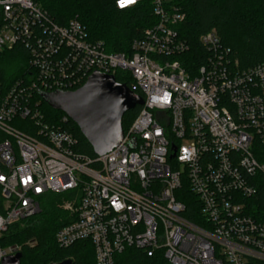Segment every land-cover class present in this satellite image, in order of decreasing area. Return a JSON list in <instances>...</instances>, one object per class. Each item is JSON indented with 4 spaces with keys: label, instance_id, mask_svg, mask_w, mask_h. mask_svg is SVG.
<instances>
[{
    "label": "built area",
    "instance_id": "obj_1",
    "mask_svg": "<svg viewBox=\"0 0 264 264\" xmlns=\"http://www.w3.org/2000/svg\"><path fill=\"white\" fill-rule=\"evenodd\" d=\"M147 1L155 21L126 55L90 41L77 19L59 25L33 0H0V54L24 51L22 75L0 90V236L38 213L42 196L78 189L55 240L91 242L95 264H121L128 248L164 264H264V214L250 210L264 194V61L241 69L214 30L199 37V63L185 58L184 14L172 0ZM116 71L143 103L121 142L90 158L45 120L42 94ZM11 253L0 249V263Z\"/></svg>",
    "mask_w": 264,
    "mask_h": 264
},
{
    "label": "trees",
    "instance_id": "obj_2",
    "mask_svg": "<svg viewBox=\"0 0 264 264\" xmlns=\"http://www.w3.org/2000/svg\"><path fill=\"white\" fill-rule=\"evenodd\" d=\"M59 25L77 19L85 28L90 41L100 42L111 53H131V42L142 35L143 30L155 21L147 0L134 7L118 9L115 0H33ZM172 4L184 14L177 26L179 35L190 45L185 58L199 63L205 50L199 37L214 30L223 47L229 50L228 57L235 59L241 69L264 61V0H172ZM24 51L15 47L0 54V90L5 92L9 84L23 73ZM127 75L116 71L114 78L125 83ZM39 108L45 120L62 124L77 139L75 151L95 158L92 147L71 120L61 123L65 113L50 107L41 100ZM140 106L125 112L121 126L125 131L134 120ZM13 124L23 131H32L28 119H15ZM5 134L0 131V141ZM79 190L63 193H48L40 198V211L31 217L9 226L0 236V249L12 248L20 253V264H56L71 260V264H95L93 246L89 241H78L67 248L55 240L56 232L72 221V216L62 209L66 200L72 199ZM261 206L252 212L264 214V194L259 192ZM188 203V202H187ZM1 205V198H0ZM190 202L187 207H190ZM195 221L194 216L185 215ZM121 264H164L163 256L147 257L141 251L128 248L117 255Z\"/></svg>",
    "mask_w": 264,
    "mask_h": 264
},
{
    "label": "water",
    "instance_id": "obj_3",
    "mask_svg": "<svg viewBox=\"0 0 264 264\" xmlns=\"http://www.w3.org/2000/svg\"><path fill=\"white\" fill-rule=\"evenodd\" d=\"M42 98L76 124L96 156L108 153L121 142L123 114L143 103L125 84L102 73H93L76 90L42 94ZM0 264H20V253L7 254ZM56 264H71V260Z\"/></svg>",
    "mask_w": 264,
    "mask_h": 264
},
{
    "label": "snow or ice",
    "instance_id": "obj_4",
    "mask_svg": "<svg viewBox=\"0 0 264 264\" xmlns=\"http://www.w3.org/2000/svg\"><path fill=\"white\" fill-rule=\"evenodd\" d=\"M133 0H121V5L123 6L124 3H131Z\"/></svg>",
    "mask_w": 264,
    "mask_h": 264
}]
</instances>
